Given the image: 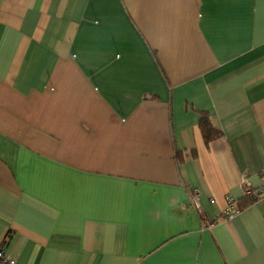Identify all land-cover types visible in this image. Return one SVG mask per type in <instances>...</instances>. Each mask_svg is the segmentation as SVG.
Segmentation results:
<instances>
[{
  "label": "crops",
  "instance_id": "0c3cea01",
  "mask_svg": "<svg viewBox=\"0 0 264 264\" xmlns=\"http://www.w3.org/2000/svg\"><path fill=\"white\" fill-rule=\"evenodd\" d=\"M200 111L224 133L209 144ZM243 178L264 181V0H0L16 264H264ZM228 197L240 213L208 226Z\"/></svg>",
  "mask_w": 264,
  "mask_h": 264
},
{
  "label": "built area",
  "instance_id": "2783aa9c",
  "mask_svg": "<svg viewBox=\"0 0 264 264\" xmlns=\"http://www.w3.org/2000/svg\"><path fill=\"white\" fill-rule=\"evenodd\" d=\"M243 185L245 186L244 195L247 197H251L252 199L258 200L264 195V181L262 185L257 188H253L250 186L249 182L246 178L242 180ZM200 191L198 189H194L190 195L191 204L196 207V209L204 215V211L202 210L199 203ZM214 201V199H212ZM241 209L237 206L236 200L233 197H228L227 206L221 211L220 215L213 221H209L208 226L213 227L217 223H219L222 219L230 220L236 217L240 213ZM0 261L6 264H16V259L10 255H8L4 250H0Z\"/></svg>",
  "mask_w": 264,
  "mask_h": 264
},
{
  "label": "trees",
  "instance_id": "16d2710c",
  "mask_svg": "<svg viewBox=\"0 0 264 264\" xmlns=\"http://www.w3.org/2000/svg\"><path fill=\"white\" fill-rule=\"evenodd\" d=\"M200 115L199 127L201 129L203 139L207 144L223 136V131L212 123L209 112L200 111ZM194 154L196 155V152ZM178 155L181 158L179 153ZM255 201L256 200L251 197L244 196L240 201V208L243 209L253 204Z\"/></svg>",
  "mask_w": 264,
  "mask_h": 264
}]
</instances>
